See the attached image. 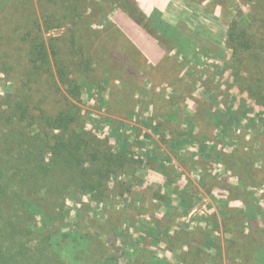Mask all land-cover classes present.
Instances as JSON below:
<instances>
[{
    "label": "rangeland",
    "instance_id": "1",
    "mask_svg": "<svg viewBox=\"0 0 264 264\" xmlns=\"http://www.w3.org/2000/svg\"><path fill=\"white\" fill-rule=\"evenodd\" d=\"M209 1L234 39L221 53L197 48L187 61L177 52L155 67L117 38L110 14L118 8L102 4L87 31L96 54L79 101L59 85L30 91L23 47L11 44L15 70H0V114L31 95L16 124L34 131L33 115L74 104L72 129L123 166L99 186L55 176L26 189L30 216L0 209V253L25 264H264L248 235L251 222L264 239V98L256 91L264 89L262 24L251 3ZM17 5L20 20L33 23L35 0ZM234 48L242 62L235 67ZM61 57L77 70L73 57Z\"/></svg>",
    "mask_w": 264,
    "mask_h": 264
},
{
    "label": "trees",
    "instance_id": "2",
    "mask_svg": "<svg viewBox=\"0 0 264 264\" xmlns=\"http://www.w3.org/2000/svg\"><path fill=\"white\" fill-rule=\"evenodd\" d=\"M17 2L18 0H0V70L6 76L13 74L14 64L7 58L16 56L15 47L11 44H21L23 57L29 64L24 78L29 90L32 91L31 86L34 84L48 85V88L54 87L56 90L59 85L73 97V101H79L80 84L85 81L84 73L95 62L96 53L92 50L95 45H91V35L87 31L94 17L100 14L101 5L121 9L139 24L144 21V15L133 0H35V20L31 24H25L20 20ZM242 3H251L252 14L262 24L264 34V0H242ZM89 9L96 12L87 14ZM59 29H64L61 36H48L53 30ZM115 32L117 38L137 52L118 29ZM241 34L245 36V32ZM233 39L227 31L226 45L228 40ZM238 50L240 49H233V67L242 64L237 55ZM66 53L73 57L78 71L68 69L61 57ZM70 72L77 76L69 79ZM248 88L253 90L250 86ZM256 91L259 98H264V89ZM30 97L31 95L27 96ZM27 98L23 102H14L12 107L0 114V140L3 147V153L0 152V209L8 208L14 212L11 213L20 212L23 216H30L28 207L32 203L29 197H24L25 190L29 189L26 193L35 191L42 180L70 176L74 180L77 178L75 184L82 182L83 188L88 183L99 186L115 168L123 166L109 158V151L104 149L103 144L95 143L94 138L84 131L72 129L79 110L74 104L67 107L66 103L51 115H33L32 119L38 126L34 131H26L25 127H20L16 122H20L25 116L26 109L22 104H28ZM54 131L58 133L52 134ZM83 156H87L85 162ZM228 162L231 169H239L233 158ZM244 170L243 178L246 173L251 172L249 168ZM5 209L0 210L1 215L5 214ZM254 227L250 222L248 235L251 236V244L256 245L257 256L262 259L264 239L255 232ZM23 261L15 255L0 253V264H25Z\"/></svg>",
    "mask_w": 264,
    "mask_h": 264
},
{
    "label": "crops",
    "instance_id": "3",
    "mask_svg": "<svg viewBox=\"0 0 264 264\" xmlns=\"http://www.w3.org/2000/svg\"><path fill=\"white\" fill-rule=\"evenodd\" d=\"M133 1L144 15L141 24L121 9H114L110 20L150 67L169 60L170 55L177 52L187 53L189 61L194 49L216 52L225 49L227 23L216 3L209 0Z\"/></svg>",
    "mask_w": 264,
    "mask_h": 264
}]
</instances>
